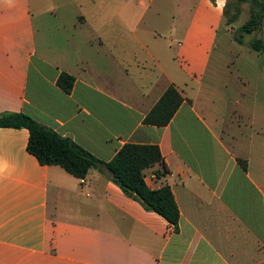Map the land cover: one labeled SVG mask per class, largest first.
Here are the masks:
<instances>
[{"label":"crops","instance_id":"obj_1","mask_svg":"<svg viewBox=\"0 0 264 264\" xmlns=\"http://www.w3.org/2000/svg\"><path fill=\"white\" fill-rule=\"evenodd\" d=\"M226 3L178 0L167 30L155 0L129 13L0 0V116L24 113L105 164L127 144L157 145L164 162L145 181L168 185L180 211L176 231L105 166L82 183L40 164L27 129L2 128L0 264H264V52L234 40ZM170 87L176 114L146 124Z\"/></svg>","mask_w":264,"mask_h":264},{"label":"trees","instance_id":"obj_2","mask_svg":"<svg viewBox=\"0 0 264 264\" xmlns=\"http://www.w3.org/2000/svg\"><path fill=\"white\" fill-rule=\"evenodd\" d=\"M236 14L227 20L230 26L237 21L241 12V3L250 4L251 15L241 27V36L252 34L262 29L264 23V0H239ZM227 10L225 16L227 17ZM240 44L241 38L236 39ZM257 53L264 52V40L255 39L250 44ZM75 79L67 73H62L58 86L66 93H71ZM183 99L178 91L170 87L161 100L147 115L145 123L154 126H166L170 123ZM27 129L30 133L28 150L36 156L44 166L57 165L73 176L85 179L90 171L102 170L105 166L112 174L113 182L134 201L140 203L146 211L154 212L163 217L176 231L180 221V211L171 188L168 185L160 189H151L145 181V170L163 163L164 159L157 145H125L115 158L105 164L95 156L76 145L72 140L60 136L55 131L42 126L24 113H5L0 116V129ZM167 172H157L161 177Z\"/></svg>","mask_w":264,"mask_h":264},{"label":"rangeland","instance_id":"obj_3","mask_svg":"<svg viewBox=\"0 0 264 264\" xmlns=\"http://www.w3.org/2000/svg\"><path fill=\"white\" fill-rule=\"evenodd\" d=\"M110 1L127 3L128 13L130 11H133V8H135L137 12H143L145 10L144 6L140 4V0H110ZM155 3L160 8V16H161L159 19L160 27L167 30H171L173 27V12L175 10L176 3H178V0H155ZM239 3H240L239 0H227L226 10L228 13H227L226 21L237 15L236 5ZM240 6H241V12L237 16L238 17L237 21L232 25H230L228 28L232 36L234 37V40L238 38H241L243 40L242 44H244L243 47L245 48L246 46H250L251 42L254 41L255 39H262V37H260V35L262 34V30L256 31L249 35L244 34L241 36V31H240L241 27L248 21L251 15V11H250V4L248 2H243L241 3Z\"/></svg>","mask_w":264,"mask_h":264},{"label":"built area","instance_id":"obj_4","mask_svg":"<svg viewBox=\"0 0 264 264\" xmlns=\"http://www.w3.org/2000/svg\"><path fill=\"white\" fill-rule=\"evenodd\" d=\"M82 183H85V181H84V179H82V181H81Z\"/></svg>","mask_w":264,"mask_h":264}]
</instances>
